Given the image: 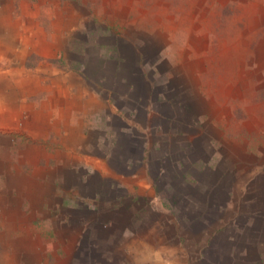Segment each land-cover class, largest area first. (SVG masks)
<instances>
[{"label": "rangeland", "instance_id": "rangeland-1", "mask_svg": "<svg viewBox=\"0 0 264 264\" xmlns=\"http://www.w3.org/2000/svg\"><path fill=\"white\" fill-rule=\"evenodd\" d=\"M152 1L45 11L61 73L95 100L45 122L9 263L264 264L260 4L170 0L162 21Z\"/></svg>", "mask_w": 264, "mask_h": 264}, {"label": "crops", "instance_id": "crops-1", "mask_svg": "<svg viewBox=\"0 0 264 264\" xmlns=\"http://www.w3.org/2000/svg\"><path fill=\"white\" fill-rule=\"evenodd\" d=\"M125 1L135 5L134 10L136 6L139 9L140 0ZM4 3L6 8L0 13V264H11L5 250L6 239L12 235L10 230L15 224L26 222L27 166L38 162V149L43 148L41 142L45 140V122L63 116L65 126L72 124L73 110L80 109L83 115L95 99L87 102L82 98L87 86L81 74L67 70L61 73L63 65L58 60V49L55 51L54 43L46 39L60 36L54 25L53 30L57 32L47 30L50 26L45 24L44 16L47 11L51 21L57 24L62 21L55 6L58 0H6ZM151 4L159 6L163 15L158 20L173 19L170 0H153ZM259 4V14L263 16L264 0H249L250 9ZM16 13L19 15L15 16ZM131 18L139 19V15ZM251 28L250 24L249 31ZM256 31L263 33L262 28Z\"/></svg>", "mask_w": 264, "mask_h": 264}, {"label": "trees", "instance_id": "trees-1", "mask_svg": "<svg viewBox=\"0 0 264 264\" xmlns=\"http://www.w3.org/2000/svg\"><path fill=\"white\" fill-rule=\"evenodd\" d=\"M50 60H53L54 62L57 61V59H55V58H51ZM58 60H59V59H58Z\"/></svg>", "mask_w": 264, "mask_h": 264}]
</instances>
